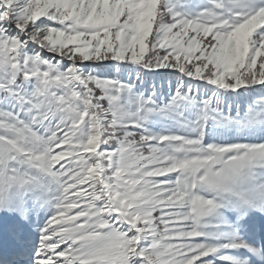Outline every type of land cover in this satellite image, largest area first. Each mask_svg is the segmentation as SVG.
I'll list each match as a JSON object with an SVG mask.
<instances>
[{
  "label": "snow or ice",
  "instance_id": "snow-or-ice-1",
  "mask_svg": "<svg viewBox=\"0 0 264 264\" xmlns=\"http://www.w3.org/2000/svg\"><path fill=\"white\" fill-rule=\"evenodd\" d=\"M0 264H264V0H0Z\"/></svg>",
  "mask_w": 264,
  "mask_h": 264
},
{
  "label": "rangeland",
  "instance_id": "rangeland-1",
  "mask_svg": "<svg viewBox=\"0 0 264 264\" xmlns=\"http://www.w3.org/2000/svg\"><path fill=\"white\" fill-rule=\"evenodd\" d=\"M53 23H55V22H53ZM168 71H175V70H171V69H170V70H168ZM165 84H166V82H165Z\"/></svg>",
  "mask_w": 264,
  "mask_h": 264
}]
</instances>
